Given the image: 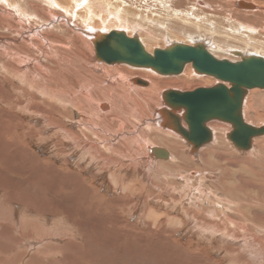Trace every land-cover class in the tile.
Segmentation results:
<instances>
[{
    "label": "bare ground",
    "instance_id": "1",
    "mask_svg": "<svg viewBox=\"0 0 264 264\" xmlns=\"http://www.w3.org/2000/svg\"><path fill=\"white\" fill-rule=\"evenodd\" d=\"M110 32H122L127 38H136L149 55L155 49L164 50L173 44L194 46L199 43L218 60L237 62L241 56L251 55L264 58V0H0V139L9 140L8 148L19 147L26 154H23L24 159H30V162L36 157L29 144L55 154L54 159L61 161L62 169L54 168V161L45 163L48 170L60 171L62 177L59 178L64 187L69 186L66 185L68 181L71 186L78 183L85 190L95 188L92 184L97 182L109 192L104 201L118 200L116 203L121 202V197H116L118 193L124 198L155 195L152 190L155 187L146 189L151 182L145 175V171L157 163L151 154L152 148H167V159H161L164 161H158L159 164L176 163L178 159L181 162L183 160L177 156L183 153L191 161H204V166L210 169H214L212 163H216L215 170L222 171L220 177L204 175L206 182L211 178V185L204 188V199L211 201L209 211H203L204 221L198 214L200 220L192 218L184 223L173 218L167 220L168 226H184L187 231L203 235L206 239L204 253L217 254L225 264H240V260L245 264H264L262 258L254 257L258 250L264 251V236H259L264 231V223L251 217L255 215L252 209L248 206L246 215L241 211L237 217L229 218L214 212L220 210L215 200L224 197L219 192L230 182L227 174L231 167L237 169L235 173L231 172L235 174V180L251 190L249 195L254 197L249 198L256 197L255 200L264 203V135L252 138L247 150H239L227 137L231 125L212 120L206 124L211 134L210 142L193 150L178 134L162 128L168 118L162 115V111L167 110L162 93L193 91L189 90L191 85H196L194 90L210 88L219 81L195 73L190 63L179 75L162 76L148 69L98 62L93 43ZM236 52L240 57L234 55ZM259 110H264V90L247 91L241 110L243 123L254 128L264 127V115L261 116ZM182 126L186 129L184 123ZM156 133L165 139L162 136L156 139ZM157 140L160 142L156 143ZM2 149L1 146V152ZM8 159L15 161L16 157L12 155ZM79 159L83 163L77 166ZM70 160H73V171L69 168ZM142 162L147 165H144L145 169L141 168ZM107 166L114 170L106 173ZM82 172L88 177L83 178ZM1 189L5 190L3 186ZM191 189L193 187L189 188V194H192ZM194 189V194L200 196V186ZM76 191L81 192L79 188ZM168 193H171L170 188L166 190ZM6 206L12 207L14 214L9 213ZM6 206L0 207V223L8 227L14 220L21 232L13 234L0 227V241L4 240L0 244V264L53 262L47 260L52 259L50 249L39 246L38 227L30 229L28 217L20 213L14 202ZM57 209L58 213L57 210L50 212L56 217L63 213L68 215L63 208ZM261 212L264 217V209ZM130 213L138 219L142 215L138 209H131ZM159 219L158 215L155 222ZM29 232L35 237L32 242L35 250L27 254L25 248L32 245ZM213 237H216L215 245L209 242ZM259 255L264 257L262 252Z\"/></svg>",
    "mask_w": 264,
    "mask_h": 264
},
{
    "label": "rangeland",
    "instance_id": "2",
    "mask_svg": "<svg viewBox=\"0 0 264 264\" xmlns=\"http://www.w3.org/2000/svg\"><path fill=\"white\" fill-rule=\"evenodd\" d=\"M159 77H162V76H159ZM189 87L191 88V89L189 88V90H194L195 88H197L196 85H193V86L191 85ZM259 113L261 114V116H263L264 110H259ZM16 115L17 117H20L18 116L19 114L17 112H16ZM262 120H264L263 117H262ZM159 135L157 133L154 134L155 137H158L156 139H159L161 136L163 138L165 137L162 134L161 136ZM7 141L9 142L7 138H4V140L0 139V147L1 146L4 147V149H2L3 152L0 151V158H1L0 186H3L5 189V190H2V189L0 190V197H1L0 207L5 208L6 205H8L9 203L12 204V202H14V206L16 208H19L20 213H23L25 214L26 217H28L27 220L29 222V225H31L29 226L30 229L32 228L33 230L38 227L36 232L38 236L41 237V240L39 239V246L40 247L42 246V248L45 250L50 249V252H52L53 254L52 259H49V258L47 259L48 261L51 260L53 262L50 261L51 263L47 262L45 264H157V263L158 264H208V263L216 264L218 262L219 263L222 262L220 260L221 257L217 256V254L208 255V252L204 253V245H206L205 243L206 239L204 238L203 235H198L195 231H190V230L187 231L185 230L186 227L184 226L180 228L176 226L173 227V225L168 226V223H167V220H172L173 218H174L173 220H176V221L183 220V222L185 223L186 221L190 219L192 220V218L198 219V214H200L201 216L199 218H201L204 221L203 211L205 210L209 211L208 204L211 203L210 200L204 199V188L206 187V185H209L211 183L210 182L211 178H208L209 181L206 182V180L204 181V175L220 177L222 171L215 170L217 168L216 163H212V166H215V168L213 169L212 167L210 169L208 166H204L206 165L204 164V161H201V160L199 161V159L195 160V162L191 161L190 158L189 159L187 158L188 156L185 153H183V155L181 154V156L180 155L177 156L183 161L180 162L178 161L179 160L178 159L177 161H175L176 163H174V161L172 163L165 161L164 163L159 164L158 161H160L161 159L155 158L156 159L155 161H157V163L156 164L153 163L154 164L153 167L151 166L147 169L148 171H145L146 172L145 175L146 177H148V181L151 182L147 184L146 189L148 190V188L150 189L151 187H155L156 189L151 188L154 191L155 195L151 194V196H148V197L141 196L137 198L126 196V198H124L123 194L120 195L117 192L118 194L116 193L117 194L116 197L120 196L121 198L119 201L121 202L116 203L118 200H116V202L104 201V198L109 196V192H107L97 182L92 184V186L95 188L87 189L84 187L86 191L83 189L82 186H78V183L76 184L73 183L74 186H71L72 183L68 181L66 182V185H69V186L64 187L62 184V178H59V177H62L59 174L60 171L59 172L56 171L59 168L62 169V164H61V161L54 159L55 154H52V153L49 154L45 152L44 148H41L37 146L36 144H29L30 150L33 151V155L36 157L35 159L36 161L32 160L30 162V159L29 160L24 159V155L26 154L22 152L19 147L14 148V149L8 148L9 144ZM159 142L160 141L157 140L156 143H159ZM2 143L3 145H6V147L3 146ZM162 148L167 150V148L165 147H162ZM224 153L229 158L230 154L228 153L229 154L228 155L227 151ZM12 155L16 157L15 161L8 159V157H12ZM175 157H176V154H175ZM53 161H54V168L56 167L57 169L56 170L53 169L54 171L53 170L50 171L48 170V166L46 165L45 162L51 163ZM72 161L73 160H70V163H69V168L71 171L75 170L73 167L74 164L71 165ZM163 161L161 160L160 162H163ZM143 162H142L143 167L141 166V168L145 169L146 168L145 166L147 165L146 163L144 164ZM82 163H83L82 159H79L76 161L77 166L79 164L81 165ZM113 170H114L113 168L111 169L110 167H108L106 169V173L108 171L111 172ZM235 170L237 171L236 168L231 167L229 172L231 171L232 173H235L236 172ZM8 171L13 172V173L10 174L8 173ZM231 172L230 174H227L230 180V182H227L229 186L225 185L224 190H221V192H219L221 197L224 196L223 199L215 200L216 203L217 202L219 203L218 208H220V210L217 209L219 210L217 211L215 209L214 212L218 213V216H222V218L223 217L229 218L231 216L237 217L238 215H240L239 212L241 211L244 215H246L248 206H249V208L252 209V211L255 213V215L253 214V216L251 217L258 219V220H262V223H264V217L261 212L262 209H264V207L262 206L264 205V203H261L258 200H255L256 197L253 200L249 198V196H251L249 195L251 193V190L248 187L238 183L235 180V176H234L235 174H232ZM190 173H192V175ZM48 175L49 177H47ZM181 176L187 179L183 181ZM82 177L86 178L88 177V174L86 172H82ZM236 177L237 179L239 178V176L237 175ZM240 178L245 179V176H240ZM44 181L47 183H45ZM8 182L10 183V185ZM214 183L216 184L217 182H214ZM198 185L200 186V196H197L196 193L194 194L195 192L194 187L197 188ZM111 187L115 189L116 191L119 190V189H116V187H113L112 185ZM192 187H193V189H191L192 194H189L190 192L189 188H192ZM78 188L81 191L80 193L76 191L78 190ZM168 188H170L171 193L166 194V190H168ZM53 189L55 191H53ZM247 192L248 194H246ZM66 193L69 195H67ZM84 194H87V196ZM184 195L186 198L183 197ZM82 197L83 199H80ZM251 197H254V196H251ZM169 198L171 200H169ZM234 198L238 199V201L234 200ZM106 199L109 200L108 198ZM5 200H6V204L4 203ZM122 200H125V201L122 202ZM172 200L173 202H170ZM246 201H247V204H246ZM256 201L257 203H255L254 205V202ZM15 202H17L16 204L17 206L15 205ZM162 202H164L165 204L167 203V204L165 205ZM224 202H225V205H224ZM27 203L28 204L30 203V204L28 205ZM94 204H97V205L95 206ZM91 205H93V207ZM124 206H126L125 207L126 211H124ZM128 206L130 207L127 208ZM228 206L230 210L227 209ZM233 206L235 207L233 208ZM57 208H60V209L63 208L64 209L63 212L65 211V213H67L68 215L64 216V213H63L60 216L56 217V215L50 211L57 210L56 213H58L59 211ZM120 208L123 211H121ZM6 209L9 213L14 212L13 211L14 209L12 207L9 208L8 206H6ZM131 209H138L140 215L142 213L141 216L139 215L140 216L139 219L136 216L133 217L131 215L130 213ZM233 210L235 212H233ZM80 212H83V213H80ZM230 212L232 213V215ZM186 214L188 216H186ZM158 215H159L160 221L158 220V222L157 221L155 222V219ZM189 216L191 218H189ZM11 221H12V224L8 226L9 228L5 226V223H0V227L4 229L5 231H11L13 234H16L15 233L16 231L20 233L21 231L19 230V227L17 226V224H15L16 222H14V220H11ZM65 221H67V223ZM81 221L85 224V226ZM201 228L203 229L204 227H201ZM29 233H30L29 242H31L32 244V242L35 241V237H33L31 232ZM253 233L255 234V231ZM259 236L263 237L264 231L263 233H260ZM3 242L4 240L0 241V244H3ZM209 242L215 245L216 237L210 238ZM67 243L68 244L71 243V244L68 245ZM25 249H26L25 252L27 254H30L31 252L35 250V246H33V244L28 245ZM260 251L264 255L263 250H258V253L257 254L255 253L254 257H256L257 255L259 256L257 258L259 259L262 258L264 260V257L259 255V253L261 254ZM207 255L209 257H207ZM38 256L39 255L36 254V258H38ZM244 259H245V256H244ZM240 261H242V263L245 262L243 260H240ZM221 264H225V263L222 262Z\"/></svg>",
    "mask_w": 264,
    "mask_h": 264
},
{
    "label": "water",
    "instance_id": "3",
    "mask_svg": "<svg viewBox=\"0 0 264 264\" xmlns=\"http://www.w3.org/2000/svg\"><path fill=\"white\" fill-rule=\"evenodd\" d=\"M93 45L95 60L108 65L124 64L169 76L179 75L190 63L195 73L219 81L210 88L162 93L163 103L167 106L162 115L168 117L162 128L178 134L193 150L210 142L211 134L206 124L212 120L231 125L227 137L239 150H247L252 138L264 135V127L244 124L241 114L247 91L264 90L263 57H240L236 52L234 55L239 56L240 61L218 60L199 43L194 46L173 44L164 50L155 49L149 55L136 38H127L122 32L103 34ZM151 154L158 159H167L168 156V152L161 148H152Z\"/></svg>",
    "mask_w": 264,
    "mask_h": 264
}]
</instances>
